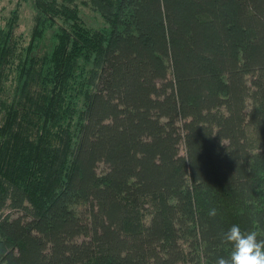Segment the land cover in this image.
I'll return each mask as SVG.
<instances>
[{"label": "trees", "instance_id": "1", "mask_svg": "<svg viewBox=\"0 0 264 264\" xmlns=\"http://www.w3.org/2000/svg\"><path fill=\"white\" fill-rule=\"evenodd\" d=\"M33 6L0 27V264H216L232 225L264 238V0Z\"/></svg>", "mask_w": 264, "mask_h": 264}, {"label": "clouds", "instance_id": "2", "mask_svg": "<svg viewBox=\"0 0 264 264\" xmlns=\"http://www.w3.org/2000/svg\"><path fill=\"white\" fill-rule=\"evenodd\" d=\"M208 215L215 218L218 210L211 208ZM221 239L222 243L230 245V254L217 258L216 264H264V238H259L256 231H244L234 224Z\"/></svg>", "mask_w": 264, "mask_h": 264}, {"label": "rangeland", "instance_id": "3", "mask_svg": "<svg viewBox=\"0 0 264 264\" xmlns=\"http://www.w3.org/2000/svg\"><path fill=\"white\" fill-rule=\"evenodd\" d=\"M82 11L88 24L100 23L98 16L89 8L84 6ZM33 13V0H0V27L5 26L13 18L17 23L15 31L27 34L33 23ZM251 134L253 138L256 137L255 134Z\"/></svg>", "mask_w": 264, "mask_h": 264}]
</instances>
